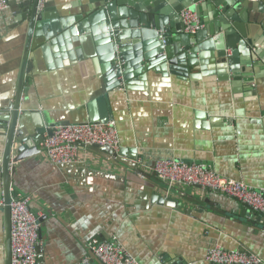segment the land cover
I'll return each instance as SVG.
<instances>
[{
    "label": "crops",
    "instance_id": "obj_1",
    "mask_svg": "<svg viewBox=\"0 0 264 264\" xmlns=\"http://www.w3.org/2000/svg\"><path fill=\"white\" fill-rule=\"evenodd\" d=\"M102 2L47 0L31 30L32 0H8L0 9V115L15 98L26 42L35 39L20 121L30 148L40 151L34 148L15 165L11 192L29 196L40 218L38 264H78L94 238L121 241L140 264H214L206 252L215 245L264 260L263 215L211 188L171 185L147 168L175 158L264 190V0H234L235 6L225 7L236 47L206 45L215 37L207 35L196 65L147 66L146 55L156 57L158 39L134 37V29L125 28L119 76L105 39L116 27L109 29L105 17L88 22ZM132 4L128 0V9ZM198 5L210 26L205 22L200 31L226 18L214 3L210 9L204 0ZM121 7L113 10L117 20ZM133 20L121 19L126 25ZM166 20L172 30L185 32L180 13ZM110 121L118 129L122 158L135 167L89 147L80 149L79 162L57 165L47 158L48 134L41 137L39 127ZM5 144L0 126V161ZM0 264H5L1 209Z\"/></svg>",
    "mask_w": 264,
    "mask_h": 264
},
{
    "label": "built area",
    "instance_id": "obj_2",
    "mask_svg": "<svg viewBox=\"0 0 264 264\" xmlns=\"http://www.w3.org/2000/svg\"><path fill=\"white\" fill-rule=\"evenodd\" d=\"M46 2L47 0H38V9H43ZM7 7L8 0H0V9ZM180 17L188 34H196L203 28L200 16L190 8L183 9ZM43 145L47 158L52 163L61 165L79 162L80 149L93 145L106 146L118 153L121 142L116 124L110 121L55 126L52 135L46 136ZM147 168L171 185L211 188L237 198L264 216V190H257L243 181L225 177L204 164L168 158L158 159L147 165ZM10 207L11 264H38L40 218L32 211L29 196L12 195ZM88 249L89 254L84 255L78 264H140L119 240L100 241L94 238L89 241ZM206 259L214 264L264 263L255 253L227 250L218 245L207 249Z\"/></svg>",
    "mask_w": 264,
    "mask_h": 264
},
{
    "label": "water",
    "instance_id": "obj_3",
    "mask_svg": "<svg viewBox=\"0 0 264 264\" xmlns=\"http://www.w3.org/2000/svg\"><path fill=\"white\" fill-rule=\"evenodd\" d=\"M179 3L174 2V0H132V7L128 9V0H103L102 4L93 10V13L88 15V22L93 21L94 18L105 17L108 21L109 29L116 27V30L113 33H108L105 35V39L108 42L109 47L113 50V55L111 57V64L114 67L116 75L124 74L122 72V63H123V51L124 46L121 45L123 39H125L126 32L123 33V30L127 27H132L134 30L131 32L132 36L139 37L143 36L148 40L155 38L157 46L159 47L154 51L156 57L152 58L150 54L146 55L147 66H155L157 64H164L163 68H173V66L178 62H184L186 65H196L198 62L196 60V53L201 49L207 35H212L214 39L204 43L206 45L214 44L219 49H229L235 48L234 36L236 35L227 23V13L225 12V7L228 5H234V0H222L221 3H218V0H204L206 8L210 9V4L218 5L224 12L226 16L225 19H220L219 22H215L213 25V30H203L199 31L197 34H187L181 28H177L174 31L167 24L166 16H172L173 14L180 13L185 8H190L198 13L201 18V10L198 5L199 2L203 0H177ZM131 1H129L130 3ZM121 5L120 9V19L117 20V16L113 13L115 5ZM235 6V5H234ZM29 20H30V30L35 26V22L39 19L43 13L38 11V0H32L31 5L29 6ZM90 16V17H89ZM126 17H132L134 20L129 24H123L121 19ZM112 19V22H111ZM234 19V17L232 18ZM118 21V23H116ZM87 20L84 22V29L88 30ZM202 24L206 20L201 19ZM207 24V22H206ZM208 27L209 24H207ZM235 31H239V27L236 24ZM113 30V29H112ZM31 31H29L30 34ZM177 33L173 36L172 33ZM222 32V33H220ZM162 38V41H161ZM176 41L178 44H174ZM173 43V44H172ZM202 43V44H201ZM35 46V39L30 41L29 39L25 45V51L23 56V63L20 72V79L18 88L15 94V98L12 103L9 105L8 109L0 115V126L4 129L6 134V144L5 150L0 161V176L3 180V203L0 204V209L3 211L4 217V248H5V264H11V178L12 175L16 172V164L25 160L32 154H34V148L36 151L37 147L33 149L30 148V144L26 142L23 131V123L21 124V101H22V92L24 81L26 77V63L29 59V48ZM185 59V61H184ZM170 63L168 64V61ZM233 61V58H232ZM176 62V63H175ZM234 63V62H233ZM108 67V66H107ZM233 67V65H232ZM63 125V123L57 122L50 125L48 129L38 128V132L41 137L43 133L52 135L53 127ZM46 137L43 138L45 140ZM89 148L99 149L105 152L109 157H113L123 162L129 167H135L134 163L126 161L122 158L124 156V150H120L118 153L114 152L112 149L101 146L93 145ZM39 252V247H38Z\"/></svg>",
    "mask_w": 264,
    "mask_h": 264
},
{
    "label": "rangeland",
    "instance_id": "obj_4",
    "mask_svg": "<svg viewBox=\"0 0 264 264\" xmlns=\"http://www.w3.org/2000/svg\"><path fill=\"white\" fill-rule=\"evenodd\" d=\"M1 203L3 202V200L0 201Z\"/></svg>",
    "mask_w": 264,
    "mask_h": 264
}]
</instances>
